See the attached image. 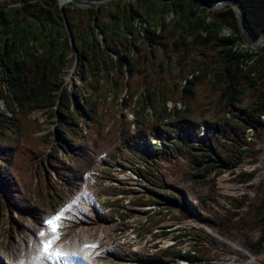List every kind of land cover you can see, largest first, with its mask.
<instances>
[{
    "label": "trees",
    "instance_id": "trees-1",
    "mask_svg": "<svg viewBox=\"0 0 264 264\" xmlns=\"http://www.w3.org/2000/svg\"><path fill=\"white\" fill-rule=\"evenodd\" d=\"M218 1L0 0V209L11 204L33 218L8 172L12 157L29 150L24 167L41 183L27 198L56 208L72 170L114 127L127 148L113 153L116 163L143 182L130 190L112 173L108 180L135 194L134 207L160 206L155 214L183 223L179 237L189 241V249L168 246L148 261L234 264L225 250L232 241L260 255L264 181L250 169L264 142V43L246 44L230 4L208 8ZM231 1L247 35L259 38L264 0ZM52 172L64 184H51ZM224 173L245 191L221 194ZM187 178L209 187L207 196L194 199L182 185ZM127 206L115 205L123 214ZM256 228L262 235L253 240Z\"/></svg>",
    "mask_w": 264,
    "mask_h": 264
},
{
    "label": "rangeland",
    "instance_id": "rangeland-1",
    "mask_svg": "<svg viewBox=\"0 0 264 264\" xmlns=\"http://www.w3.org/2000/svg\"><path fill=\"white\" fill-rule=\"evenodd\" d=\"M123 109L125 110L124 114L127 115L126 119L131 120V113L127 112L126 108ZM112 130L113 132L109 131L108 133L105 131V137L103 132V136L98 138L99 144L94 146V155L90 157L88 163L80 170L79 168L72 170L67 178L68 181L65 183L66 191H64L63 198H59L60 203L56 208L51 207L47 203L41 204L40 200L37 202V200L34 201L27 198L29 196L28 193L38 190L41 183V179L34 173L33 169H29L27 166L24 167V165L30 164L29 159H27V155L31 154L28 152L29 150L26 149L20 156L17 155L15 160L12 157V164L8 172H11L14 182H17L18 190L23 192L26 211L32 213L33 218L28 219L23 211L14 208L11 204L9 205L10 209H0V264L12 263V261L7 259V256H10L11 253L16 252L25 245L27 239L34 235V231L41 227L48 213H55L59 209H65L71 203L76 204L77 208L70 215L68 214L69 217L65 220L62 228V239H100L102 247H107V245L111 244L115 245L113 240L121 239L120 242L122 241V244L115 255L114 249L107 253L104 252L102 260L106 264H171L148 261V259L160 257L163 255L160 252L161 249L168 246L179 244V248L183 250L189 249V241L185 237H179L183 234L181 231L183 223L172 220V216L168 217L164 212L155 214L152 208L161 209L159 208L160 206L134 207L130 204V201L135 194L131 192L129 194L120 193L119 187L121 184L116 180H108L109 175L107 174L112 173L118 179L123 180V185L130 190H140L138 185L143 182L139 181L140 179L134 171L116 163V156L113 153H118L119 147L124 144L117 138V129L113 127ZM41 133L38 132L37 134ZM31 144L30 146L32 147ZM36 145H40L38 141L34 142L33 149ZM259 148L261 150L260 162L250 170L257 168L258 181L261 182L264 181V142L259 145ZM123 149L126 151L125 145ZM53 154L61 156V151H54ZM67 158L64 156L63 159L66 161ZM67 168L72 169L70 167ZM52 175L51 184L56 186H59L60 183L64 184L60 179L56 178L53 172ZM231 178L228 173H224L218 178L217 187L219 192L227 195H238V193L244 192L245 190L239 189V186ZM169 180L178 182L174 175L170 176ZM182 185L194 199L206 197L209 192V187L196 185L188 178L183 181ZM29 190L33 191L30 192ZM35 195L37 198L38 194L36 193ZM17 199L20 202V198ZM9 201L14 202L12 199ZM117 204H127V208L132 211L123 210V214L120 212L121 209L119 207H115ZM95 213L107 216L109 221H97ZM111 213L116 216L111 215ZM39 217L42 218V221L36 225L34 222ZM154 221L160 224L154 226ZM250 234L253 240H256L262 235V230L256 228ZM183 240H185V243L181 244ZM125 249L129 251L130 257L128 258L129 260L122 261L116 256L121 257ZM225 250L229 252L228 254L231 253V255L226 254V259L230 263H264V251L260 255L252 256L242 246L233 241L228 243V247H225ZM181 264L186 263L183 262Z\"/></svg>",
    "mask_w": 264,
    "mask_h": 264
},
{
    "label": "bare ground",
    "instance_id": "bare-ground-1",
    "mask_svg": "<svg viewBox=\"0 0 264 264\" xmlns=\"http://www.w3.org/2000/svg\"><path fill=\"white\" fill-rule=\"evenodd\" d=\"M262 38L263 37H261L260 39ZM76 208H77L76 204L71 203V205H69L67 208L61 210L59 209V211L57 210V212L62 213V218L60 219V221H58L60 227L56 235L59 237V239L55 241L54 248H59L60 250L66 252L67 255L45 256L40 253V248H41V245L39 243L40 240L49 239L52 236L49 227L42 223L41 227H38L34 231V235L30 236L27 239L25 245L19 248L16 252L11 253L10 256H7V259L12 261L13 264H90V263L106 264L105 261L102 260V258L104 257V252L107 253L114 249L113 252L115 255L120 245L122 244V241L120 242L121 239L113 240L115 242V245L111 244V245H107V247H102L100 239H96V240L95 239L82 240L79 238H73L70 240L62 239V228L64 226L65 220L69 217L71 212H73V210ZM57 212L48 213L47 216L44 218V221L47 220L50 216L55 215ZM38 231H43L45 233V236L39 237L35 235V233ZM83 244H87V246H94L99 244L101 248L99 250V253L90 254L84 249ZM116 257L122 259V261H127L129 260L128 258L130 257V254L129 251L125 249L122 252L121 257L119 256ZM179 262L180 264L183 262L187 264V261L183 259L180 260Z\"/></svg>",
    "mask_w": 264,
    "mask_h": 264
},
{
    "label": "water",
    "instance_id": "water-1",
    "mask_svg": "<svg viewBox=\"0 0 264 264\" xmlns=\"http://www.w3.org/2000/svg\"><path fill=\"white\" fill-rule=\"evenodd\" d=\"M69 1H71L74 4L79 5V6H91V5H93V6H100V5L104 4L105 2H107L109 0H96V1H89V0H69ZM224 4H230L234 8V10L236 11L237 18H238V21H239V24H240V28H241V32H242V36H243L244 42L246 44H248L249 46L254 47V48H257V47L261 46L264 43V32L260 35L259 38L254 39V40L251 39L247 35L246 29H245L244 17L242 15L239 7L234 2H232L231 0H219L217 3H215L212 6H209L208 8H212V9L220 8ZM261 37H263V38L260 39Z\"/></svg>",
    "mask_w": 264,
    "mask_h": 264
},
{
    "label": "snow or ice",
    "instance_id": "snow-or-ice-1",
    "mask_svg": "<svg viewBox=\"0 0 264 264\" xmlns=\"http://www.w3.org/2000/svg\"><path fill=\"white\" fill-rule=\"evenodd\" d=\"M62 218V213L57 212L55 215L50 216L47 220L43 221L44 225H47L52 233L51 238L49 239H41L40 240V253L45 256H65L66 252L60 250L59 248H54V243L59 237L56 235L60 225L58 221ZM35 235L39 237H44L45 233L43 231H38Z\"/></svg>",
    "mask_w": 264,
    "mask_h": 264
},
{
    "label": "built area",
    "instance_id": "built-area-1",
    "mask_svg": "<svg viewBox=\"0 0 264 264\" xmlns=\"http://www.w3.org/2000/svg\"><path fill=\"white\" fill-rule=\"evenodd\" d=\"M83 247L86 251H88L90 254H95V253H99L100 250V246L98 245H94V246H87V244H83ZM90 264H94V263H90Z\"/></svg>",
    "mask_w": 264,
    "mask_h": 264
}]
</instances>
